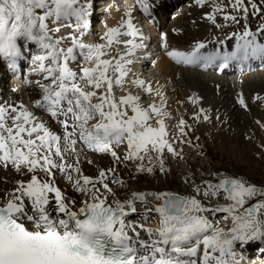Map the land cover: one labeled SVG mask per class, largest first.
Wrapping results in <instances>:
<instances>
[{"label":"snow or ice","instance_id":"obj_1","mask_svg":"<svg viewBox=\"0 0 264 264\" xmlns=\"http://www.w3.org/2000/svg\"><path fill=\"white\" fill-rule=\"evenodd\" d=\"M139 3L148 10L145 0ZM193 3L211 7L204 19L217 29L241 20L243 28L197 40L187 50L170 48L162 36L169 58L220 70L264 61V0ZM93 11L94 0H0V59L15 69L24 57L20 42H31L38 49L31 71L41 77L28 81L39 91L31 108L22 100L0 101V264H245L240 249L264 241V185L214 173L215 180L199 183L185 177L192 191L183 195L128 190L120 165L149 174L158 165L165 172V151L176 154V143L190 144L183 137L192 129L181 118L179 138L169 139L162 86L155 89L160 103L145 106L130 91L117 96L134 62L129 57L146 47L143 34L129 9L120 25H105L98 41L89 43ZM250 16L261 21L255 29ZM62 28L70 31L61 36ZM121 35L131 37L123 41L127 50L112 55ZM212 43L217 47L209 48ZM133 83L153 92L151 82ZM238 103L247 108L243 93ZM192 118L210 119L203 108ZM89 151L110 155L113 165L85 174L82 165L94 163ZM121 190H128L123 197ZM138 212L140 218H129Z\"/></svg>","mask_w":264,"mask_h":264},{"label":"bare ground","instance_id":"obj_2","mask_svg":"<svg viewBox=\"0 0 264 264\" xmlns=\"http://www.w3.org/2000/svg\"><path fill=\"white\" fill-rule=\"evenodd\" d=\"M153 1L158 7L161 26L163 32L165 33L164 35L167 36V42L170 48L181 49L183 45H188L193 41L213 40L214 37H221V35L217 33L216 28L204 19V14L211 10L210 6L201 8L196 6L193 3V0H181L179 3L168 2L167 0ZM100 5H103L101 10H103L104 14L99 17V15H96L95 12V22L98 21V24L99 22H102L101 26L96 29L99 31L101 30L100 33L103 35L106 31L105 25L108 27L120 25L122 20L126 19V13L121 12L119 4L114 3V5L110 8V16H107L108 13L106 14L105 12L110 6V3L108 0H103V2L98 4V6ZM217 20L219 23H222V16L219 19L217 18ZM193 21H195V23H193ZM92 28L93 27L91 26V32L93 34L86 37V41L89 43L97 42L95 40V31ZM151 28L153 27H150V29ZM65 30L66 28H62L60 33L67 34L68 31L65 32ZM155 34L156 33L154 32V35ZM146 40L147 38L143 37V42ZM115 44L117 43L113 44L111 49L112 51L116 49L114 46ZM118 44H122V42ZM26 49H30V52L33 55L37 53L36 46L33 44L26 46L25 50ZM129 58L134 61L131 65H129L132 66L131 68L129 67L130 69H134L133 73L129 75V84H134L133 81L135 80V76H139V73L136 71L139 68V63H137V60H134V56ZM150 66L151 64H148V62L144 64L142 68L143 74L141 72L140 79H146L144 76L146 72H154V69L149 70ZM158 66L162 72L169 74L171 79L169 87L170 90H173L172 92H176V89H179L181 90L183 96H185L184 98H187L186 101L183 102L184 104L180 100L178 104L177 99L176 104H178L177 106L179 109L186 106L185 110L187 108V111L192 110L194 113L199 112L201 108L207 110V114L210 119L208 121H204L202 119V124L205 123L207 126L212 125L213 130L216 131L218 148L223 155L233 160L250 159L253 151L251 149L253 148V146H251L253 144L252 142L257 139L260 145H264V128H261L257 123V121L264 122V99H254L257 94L264 97V71L255 69L242 73L220 75L212 70L202 71L185 65L176 66L169 61L165 55L158 61ZM5 70L6 67L1 64V73H3V75L5 74ZM153 77H155V75ZM37 79H41V77L39 75L32 74L25 77L23 83H21V80L5 81L4 100H22L28 107L31 108L32 100L30 102H28V100L30 98H38L39 91L34 84H29L28 81H34ZM159 86H162V90L164 92V86L162 84L152 83L154 91ZM13 89H16V91H13ZM241 93H243L247 108H244L238 103V96ZM116 94L118 96L120 93L116 92ZM146 94L148 93L145 92L144 95ZM144 95L142 97H144ZM190 96L193 97L192 101L189 100ZM164 99L166 102L170 101L168 98L164 97ZM155 102L160 103V99L157 94ZM171 111V116L176 113L174 109ZM181 112L183 118L187 119L185 114L186 111L181 109ZM202 115L203 114H201V116ZM186 150L187 149H185L184 152H186ZM186 153L185 160L189 157V153ZM84 165L85 164L82 165L83 168H85ZM191 167H194V163H191ZM234 168L236 167L234 166ZM170 173V170H166L165 179L167 183H174V186L172 187L173 192L183 195L192 191V186L185 184L183 177H177L174 172L173 175ZM159 181L161 182L157 183L151 175H146L144 182L140 178H135L130 182L128 190L162 192L161 186H164V182L162 180ZM60 185L68 188L69 195H76L71 191L70 186L64 183H61ZM128 190H121L119 192L121 197L125 196ZM129 218L136 220L140 218V213L138 212ZM157 224L158 220L155 219L150 222V226L153 227L157 226ZM262 243L263 245H260L259 248L260 251H257L258 254L262 253L261 249H264V241H262ZM252 245V242H250L242 248L243 250H241L245 258V264H264V260L260 259L261 256L257 258L251 255V252L248 253L247 250H245L249 246L252 247Z\"/></svg>","mask_w":264,"mask_h":264},{"label":"rangeland","instance_id":"obj_3","mask_svg":"<svg viewBox=\"0 0 264 264\" xmlns=\"http://www.w3.org/2000/svg\"><path fill=\"white\" fill-rule=\"evenodd\" d=\"M106 14L107 16H110V11H106ZM97 22H95L96 25L92 26L93 27L92 29H94V31H97L96 29L97 24H98ZM260 22H261L260 19H258L257 17L250 16L248 19V23L252 27L258 26ZM99 23H102V22H99ZM243 24H244L243 20H241L240 25H234L229 22V26L224 28V32L230 33L233 31L242 30ZM149 31L152 33L155 32L156 33L155 35H157V30H155V28H151V29L149 28ZM99 32H101V30ZM161 39L162 38L159 37V39L157 40L158 44L160 45H162ZM163 57H164V54L162 53V56L161 57L159 56V58L162 59ZM158 59L155 64H151V68L154 69V72L151 73L148 71L144 74V76H148L152 79L150 81L151 84L159 83L164 86V92H165L164 97L170 100L169 102H166L165 106L168 109V113L170 114L168 119L172 122V124H175V123L178 124L180 119L183 118V115L181 112V109H183L184 111H186L185 114H186L187 119L185 120L188 122V124L191 126V129H192V131L188 133V136L183 137V139L185 140L190 139L191 140L190 144L180 143L178 145H175L174 147L179 152H176L174 156L172 153H168L167 151H165L164 153L165 169L167 171L170 170L171 172L170 174L173 175L175 173L177 177H180V178L183 177V179L188 176H194L195 183H199L201 180H205V179L215 180V177L213 174L222 173V174L232 175L235 177L246 179L247 181H250L257 185H264V145L263 144L260 145L257 139L256 141L254 140V142H252L253 144L251 145L253 146V148H251L253 151L251 154L252 157L250 159H244V160L234 159L233 160L223 155L220 149L218 148V140L216 137V131L213 130L212 125L207 126L205 125V123L202 124V118L199 121L194 120L192 118L194 112L192 110L187 111V108L185 110L186 106L184 108L179 109V107L177 106L179 104V100L183 103L184 101H186L187 98H184L185 96H183L181 90L179 89H176V92H172L173 90H170L169 88L170 83H171L170 76L168 73H164L160 70L159 68L160 65L158 66V61L160 59L159 60ZM151 68H149V70ZM138 72L140 71L138 70ZM154 75L155 77H153ZM172 89H173V85H172ZM182 97L184 98V100ZM177 99H178V104H176ZM155 100H156V92L153 91V93H150L148 95V98H146V102L152 103V102H155ZM172 109H174L176 113L171 116ZM178 132H179V127H178ZM172 135L174 137L178 136L176 133ZM172 135H169L170 140H173L174 138ZM197 137L199 139H196ZM185 149H187L186 152L189 153L188 159L190 160L188 159L185 160V153H186L184 152ZM118 151L122 152L123 149H118ZM87 158L92 159L94 161L92 165H89L86 162L84 163L85 168L83 169H84L85 174L87 175H96L99 168L101 167L107 168L113 165V159L110 155L93 153L89 151L87 152ZM191 163H194V167H191ZM234 166L236 168H234ZM165 173L166 171L165 172L160 171L158 165H156L154 172L150 174L149 173H137L133 164H128L127 167H125L124 165L119 166V174L125 179L128 185L130 184L132 179L140 178L144 182V180L146 179V175H151L153 176V178L155 179L157 183L161 182L159 180H162L164 182L163 183L164 186H161L162 192H173L172 187L174 186V183L173 182L167 183L165 179L166 178ZM170 179H171V175H170ZM63 183L65 184L64 181ZM189 185L192 186L191 184ZM216 202H217L216 200H213L212 203H216ZM254 202L255 201H250L249 203L251 204ZM219 203L226 204L228 203V201L220 198ZM255 242L258 243V240L254 241V243L252 242V244L254 245ZM253 245L252 247L251 246L247 247L245 250H247L248 253L251 252L250 254L257 258L261 256L260 259L264 260V253L258 254L257 251L253 250ZM241 250L243 249H240V251Z\"/></svg>","mask_w":264,"mask_h":264}]
</instances>
